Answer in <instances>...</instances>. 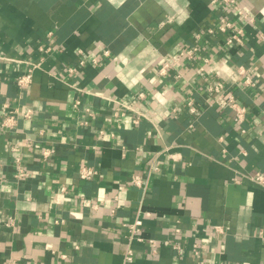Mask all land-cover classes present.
<instances>
[{"label":"crops","instance_id":"crops-1","mask_svg":"<svg viewBox=\"0 0 264 264\" xmlns=\"http://www.w3.org/2000/svg\"><path fill=\"white\" fill-rule=\"evenodd\" d=\"M238 6L0 0V264H264V0Z\"/></svg>","mask_w":264,"mask_h":264},{"label":"built area","instance_id":"built-area-1","mask_svg":"<svg viewBox=\"0 0 264 264\" xmlns=\"http://www.w3.org/2000/svg\"><path fill=\"white\" fill-rule=\"evenodd\" d=\"M222 2L225 3L227 8L229 7L230 9H233L234 11H236V13L240 17L248 18V16L242 10H240V8L238 6V0H222ZM220 29L222 31L232 30V33H231L229 41H228L229 43H233L235 41H237V42L241 41V35L243 33V30L240 28H236L234 26V23L232 21L228 20L226 17L221 19ZM196 52H198V48L194 47L193 49L182 51L179 54V57H186V58L191 59L195 55ZM172 62H173L172 60H167L161 66L160 73L166 74L171 69ZM31 83H32V74L31 73L22 75L17 80V84L20 87H27ZM244 83L249 87L255 86L254 81L251 80L250 78H247ZM208 91L210 93L216 95L219 98H223V97L225 98L227 106L229 107V109L233 113V120L237 125H241L243 122L246 121L247 107L236 97V95L233 92H230L229 87L226 86L223 82L211 83L210 85H208ZM141 96L143 97L144 94H142ZM188 106H189L192 114L197 113V107L195 106L192 98L189 99ZM9 113L10 114H9L8 119H10V120L14 119L15 110L10 111ZM28 115L29 114H26V116H28ZM240 129H241V127H240ZM241 131L244 132V130H241ZM52 152H53L52 150L46 151L45 154L50 155ZM95 174H96V172L87 166H83L80 170V175H81L82 179H91L95 176ZM255 180L259 183H264V176L263 175H257ZM131 182H132V184H134L136 186H142V187L145 184V181L141 175H134L131 179ZM142 224H143L142 221L140 219H137L134 223L127 226L130 229L132 237L133 236L137 237V235L141 231ZM150 245L152 247H155L156 246L155 240H150ZM174 248L177 249V251L179 253L183 252L182 248L177 244H174ZM132 256H133L132 251H129L127 253L126 259L128 261H132Z\"/></svg>","mask_w":264,"mask_h":264}]
</instances>
